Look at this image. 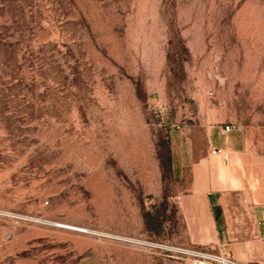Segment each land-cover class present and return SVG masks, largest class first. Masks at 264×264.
Masks as SVG:
<instances>
[{"label": "rangeland", "instance_id": "obj_1", "mask_svg": "<svg viewBox=\"0 0 264 264\" xmlns=\"http://www.w3.org/2000/svg\"><path fill=\"white\" fill-rule=\"evenodd\" d=\"M233 147L264 164V0H0V264H188Z\"/></svg>", "mask_w": 264, "mask_h": 264}, {"label": "crops", "instance_id": "obj_2", "mask_svg": "<svg viewBox=\"0 0 264 264\" xmlns=\"http://www.w3.org/2000/svg\"><path fill=\"white\" fill-rule=\"evenodd\" d=\"M225 165L197 164L190 189L178 197L188 242L243 264H264V164L234 148Z\"/></svg>", "mask_w": 264, "mask_h": 264}, {"label": "built area", "instance_id": "obj_3", "mask_svg": "<svg viewBox=\"0 0 264 264\" xmlns=\"http://www.w3.org/2000/svg\"><path fill=\"white\" fill-rule=\"evenodd\" d=\"M225 131L230 132L231 126H226ZM223 153V149H213V155H222ZM224 160L226 163L228 162V155L224 156ZM180 253L189 257L188 264H243L232 256L213 249L187 248L182 249Z\"/></svg>", "mask_w": 264, "mask_h": 264}, {"label": "bare ground", "instance_id": "obj_4", "mask_svg": "<svg viewBox=\"0 0 264 264\" xmlns=\"http://www.w3.org/2000/svg\"><path fill=\"white\" fill-rule=\"evenodd\" d=\"M56 227L63 228V229H67V230H73V231H77V232H82V233H88L89 232L85 228H80V227H76V226H70V225H66V224H57ZM131 241L142 244V242L141 241H138V240H133L132 239Z\"/></svg>", "mask_w": 264, "mask_h": 264}]
</instances>
